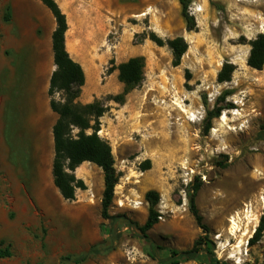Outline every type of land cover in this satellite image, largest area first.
I'll return each mask as SVG.
<instances>
[{"label": "rangeland", "instance_id": "374dc122", "mask_svg": "<svg viewBox=\"0 0 264 264\" xmlns=\"http://www.w3.org/2000/svg\"><path fill=\"white\" fill-rule=\"evenodd\" d=\"M125 4L109 2L117 14L98 49L109 57L103 82L111 74L110 60L135 57L137 49L146 54L144 80L123 104L106 101L113 93L90 99L107 106L98 134L110 143L119 173L109 209L119 217L110 221L100 214L103 173L96 165L86 164L90 175H80L81 169L76 173L86 188L76 190L75 200H65L53 184L52 127L58 115L41 84L54 64L40 46L47 32L40 24L51 12L39 0H0V240L11 250L0 264H130L125 251L131 248L138 251L132 264H209L211 255L217 264H264V230L253 246L246 239L238 254L228 234L217 238L233 214L240 215L241 226L249 232L262 216L264 67L252 69L246 59L249 41L264 34V0H192L189 12L196 21L192 31L186 29L180 4L171 0H156L154 8L145 6L141 14L129 18L119 12ZM198 6L200 10H194ZM151 32L163 41L184 38L188 48L178 66H172L166 45L149 39ZM225 60L235 69L229 82L218 83ZM224 90L232 92L226 102L233 107L213 118L205 131L206 109L213 108ZM115 111L126 120L117 119ZM108 127H114L113 132ZM145 160L151 165L142 170ZM196 176L200 186L195 201L207 232L188 209ZM187 177L191 180L185 184ZM148 190L159 192L166 206L163 220L147 232L149 241L159 247L150 250L153 257L147 255L150 243L129 225L146 221ZM130 200H141L142 205L133 207ZM250 204L249 214L244 210ZM200 236H207L208 243L195 260L170 256L171 251L191 248ZM92 246L100 252L84 261L62 259L78 257Z\"/></svg>", "mask_w": 264, "mask_h": 264}, {"label": "trees", "instance_id": "16d2710c", "mask_svg": "<svg viewBox=\"0 0 264 264\" xmlns=\"http://www.w3.org/2000/svg\"><path fill=\"white\" fill-rule=\"evenodd\" d=\"M39 1L51 12L56 23L51 36L55 69L51 73L47 91L50 98L49 106L58 115L52 127L54 149L52 161L53 184L65 200H75L76 190L86 188L83 180L76 178L74 173L75 169L85 161L96 165L103 173L100 214L103 219L113 221L119 217L111 215L109 212L114 198L115 186L119 180V173L115 168V159L110 143L98 134L101 125L100 118L107 111V106L99 100L84 105L77 101L81 93V87L85 81V76L81 65L75 62L66 50L65 32L68 28L66 16L55 0ZM209 1L212 2V0ZM178 2L181 7V16L186 23V29L188 31L194 30L196 21L194 16L189 12L192 0H178ZM9 17V13L7 12L5 19L7 20ZM148 37L158 46L166 45L170 49L172 66L176 67L180 64L181 58L188 48V44L183 37H175L163 41L153 32L149 33ZM249 45L250 50L246 59L247 66L255 70H262L264 67V34L259 33L253 40L249 41ZM109 62L111 63V67L108 69V73H111L115 69L118 71L117 78L123 84V89L119 94L108 95L106 101L123 104L126 95L144 80L145 58L142 56L131 57L118 65H115L113 60ZM234 69V64L225 60L217 73L216 81L218 83L229 82ZM189 77L188 71H186V80H189ZM231 93L230 90L222 91L215 99L213 108L206 109L205 131L209 130L213 118L219 117L224 109L233 107V104L226 102V97ZM56 94L61 96L60 99L55 98ZM74 129L77 130L75 133ZM150 165V160H145L141 164V169H149ZM221 165L223 167L225 166L224 164ZM198 182L199 179L196 176L190 184L188 209L198 227L203 232H207L208 227L203 223V217L195 201V196L200 186ZM144 199L148 204L146 221L142 225L130 221L129 225L130 227H135L141 233L142 238L150 243L147 255L153 257L150 250L159 247L149 241L147 232L158 223L156 207L159 202V192L156 190H148L144 194ZM263 230L264 215L260 217L258 226L248 239V245L253 246L256 244L261 239ZM207 243V236H200L193 242L191 248L178 252L171 251L170 256L172 258L178 257L179 260H195L205 249L202 245ZM208 251L211 253L210 250ZM99 252L100 250L97 246H92L86 253L78 257L67 255L62 259L67 261L73 260L79 263L84 261L89 254ZM10 256V245L0 240V259H5ZM178 263L174 261V264ZM208 263L217 264L212 255L209 257Z\"/></svg>", "mask_w": 264, "mask_h": 264}, {"label": "crops", "instance_id": "0c3cea01", "mask_svg": "<svg viewBox=\"0 0 264 264\" xmlns=\"http://www.w3.org/2000/svg\"><path fill=\"white\" fill-rule=\"evenodd\" d=\"M61 9V11L66 16L67 21V30L65 32V46L66 50L69 53L70 57L77 63H79L83 69L85 81L81 87V93L77 99L80 103H90L91 100L95 98H100L106 94L113 93L118 94L123 89V84L118 81L117 75L118 71L115 69L109 75V80L103 82L102 74L106 69L104 67L105 62L109 59L106 55H102L98 52V49L103 38L111 32L113 25L111 24L116 15V7L110 8L109 2L114 0H55ZM126 4L119 7V12L126 15V18L132 17L134 15L141 14L143 7L148 6L149 8H154L156 0H125ZM129 1H133L129 3ZM176 6L179 5L178 0H171ZM51 14H48L47 22H41L40 26L42 32L44 30L47 32L43 33V39L41 41V47H45L49 59L53 60V51H52V33L55 29L56 23L55 19ZM146 17V16H144ZM145 42L148 41L147 37L144 39ZM40 42V41H39ZM148 43V42H147ZM138 53L134 56L146 57L145 53L140 52L137 49ZM49 52V53H48ZM92 59L91 62L89 60ZM115 65H118L121 62L127 60H118L114 57ZM50 61V60H49ZM84 67V68H83ZM55 69V66L54 68ZM88 69V71L86 70ZM51 75V73H50ZM50 75L47 78L46 82H42L41 88L44 92L48 91ZM118 81V82H116ZM115 89V92L112 90ZM43 92V93H44ZM130 95V92L126 95L127 99ZM48 96V95H47ZM94 98V99H93ZM118 115L115 117L119 120H126L125 117L119 114L118 111H115ZM57 116V115H56ZM101 121V120H100ZM117 126V125H115ZM110 128V127H108ZM114 128V127H113ZM113 128H110L113 132ZM102 131V130H100ZM109 131V129H107ZM89 133V132H88ZM53 139V136H52ZM115 159V158H114ZM87 163L83 162L75 169V176L78 173V170L81 169L80 175H90V172L87 171ZM99 168V167H98ZM100 169V168H99ZM78 177V176H76ZM80 177V176H79ZM103 190V186H102ZM101 190V192H102Z\"/></svg>", "mask_w": 264, "mask_h": 264}, {"label": "bare ground", "instance_id": "6f19581e", "mask_svg": "<svg viewBox=\"0 0 264 264\" xmlns=\"http://www.w3.org/2000/svg\"><path fill=\"white\" fill-rule=\"evenodd\" d=\"M145 13H143V14H145ZM86 70L88 71V69H86ZM219 120L222 122H224L226 120V113L225 112L219 118ZM240 221H241L240 215H238V214L231 215L228 218L229 225L222 232H219L217 234L218 239L221 238L224 234H228L230 236V238L234 240L232 247H233L236 254L239 253V250L242 247V245L247 243L246 239H249L252 236V232H249L246 227H242ZM225 245L229 246V245H231V242L227 239L225 241ZM230 257H232V255Z\"/></svg>", "mask_w": 264, "mask_h": 264}, {"label": "built area", "instance_id": "2783aa9c", "mask_svg": "<svg viewBox=\"0 0 264 264\" xmlns=\"http://www.w3.org/2000/svg\"><path fill=\"white\" fill-rule=\"evenodd\" d=\"M194 10L196 11H199L200 10V7H195ZM188 179L185 180V184L188 183V180L190 181L191 179L189 177H187ZM185 199V198H183ZM259 201L261 203V212L260 214L261 215H264V190H262L260 193H259ZM130 203H132V206L133 207H138L140 205H142V201L141 200H130ZM185 203L183 202L182 203V206L184 205ZM158 207L159 209H157V212H158V220L161 221L163 220V213H164V210H165V203H164V199L160 196L159 197V202H158ZM249 210V214L251 213V204L249 205V207H245V210ZM255 224L252 225V228H251V232L253 233L255 231ZM137 252L138 251H135L134 248H131V249H128L125 251V256L128 260V262L130 264H132L135 260H136V257H137Z\"/></svg>", "mask_w": 264, "mask_h": 264}]
</instances>
